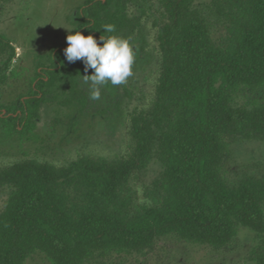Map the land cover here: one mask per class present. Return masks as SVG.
Masks as SVG:
<instances>
[{
    "label": "trees",
    "instance_id": "trees-1",
    "mask_svg": "<svg viewBox=\"0 0 264 264\" xmlns=\"http://www.w3.org/2000/svg\"><path fill=\"white\" fill-rule=\"evenodd\" d=\"M198 1L158 0V77L150 105L131 113L129 154L64 166L29 158L0 168V189L10 192L0 212V264H26L37 254L49 264H93L112 253H146L167 236L223 248L239 227L260 237L253 261L264 264V177L230 186L222 174L229 141L264 140V95L247 107L235 101L264 87V0ZM130 2L84 0L69 19L72 34L98 44L100 36L123 38L138 27L127 16ZM108 24L114 32L103 30ZM66 47L34 55L26 93L0 103L15 112L27 96L21 115L0 116L1 144L34 140L48 111L71 128L82 118L88 101L79 80L94 70L67 62ZM14 57L0 36V85ZM154 160L161 172L151 202L138 204L131 180Z\"/></svg>",
    "mask_w": 264,
    "mask_h": 264
},
{
    "label": "rangeland",
    "instance_id": "rangeland-1",
    "mask_svg": "<svg viewBox=\"0 0 264 264\" xmlns=\"http://www.w3.org/2000/svg\"><path fill=\"white\" fill-rule=\"evenodd\" d=\"M84 0H0V36L15 49L5 85H0V102L13 100L26 93L32 77L33 57L56 45H67L72 34L69 19ZM200 4L208 0L198 1ZM158 0H131L127 16L138 21V27L124 35L135 53L132 75L121 85L110 82L100 86V98H90L92 86L79 80L87 96V108L71 128L62 116L52 111L41 114L36 138L30 142L0 143V168L23 159L34 158L56 166L87 156L107 160L126 156L132 148L128 134L134 110L147 108L154 96L159 71ZM4 58H0V67ZM264 95V87L241 91L235 101L248 106ZM58 117V118H57ZM55 118V121H53ZM54 123V124H53ZM161 167L152 161L144 172L136 174L130 186L138 204L150 203L152 184ZM222 174L227 184L235 186L243 177H264V140L236 138L229 141ZM0 189V212L9 195ZM261 239L250 229L239 227L236 237L223 248L198 245L167 236L143 254H109L93 264H254L255 251ZM26 264H49L42 255H34Z\"/></svg>",
    "mask_w": 264,
    "mask_h": 264
},
{
    "label": "clouds",
    "instance_id": "clouds-1",
    "mask_svg": "<svg viewBox=\"0 0 264 264\" xmlns=\"http://www.w3.org/2000/svg\"><path fill=\"white\" fill-rule=\"evenodd\" d=\"M105 32L112 33L115 26H104ZM100 44L92 36H84L80 31H75L66 37L67 47L63 50L64 56L69 63L81 60L85 72L93 69L91 75H85L84 83H90L92 91L90 98H100V86L106 83L121 85L132 75V66L135 53L127 39L119 36L99 38Z\"/></svg>",
    "mask_w": 264,
    "mask_h": 264
},
{
    "label": "flooded vegetation",
    "instance_id": "flooded-vegetation-1",
    "mask_svg": "<svg viewBox=\"0 0 264 264\" xmlns=\"http://www.w3.org/2000/svg\"><path fill=\"white\" fill-rule=\"evenodd\" d=\"M81 6V5H80ZM79 7V6H78ZM77 7V8H78ZM76 8V9H77ZM76 9H75V12H76ZM74 15H75V13H74ZM73 15V16H74ZM54 47V46H53ZM52 47V48H53ZM51 48V49H52ZM43 52H46V51H43ZM38 53H42V52H37L36 54H38ZM35 54V55H36ZM32 68H33V66H32ZM40 71V70H39ZM7 82V81H6ZM25 99H27V96H24L23 98H22V103H21V106H23L24 105V101H25ZM2 105H7L8 104V101H4V103L3 102H0ZM17 105V104H16ZM19 106V107H18ZM21 106L20 105H17L16 107H18V110H16L15 112H9V113H7V111L5 110V109H3L2 107H0V116L1 117H5L6 119H9L10 117H13V118H15L17 115H21ZM16 107H15V109H16Z\"/></svg>",
    "mask_w": 264,
    "mask_h": 264
}]
</instances>
